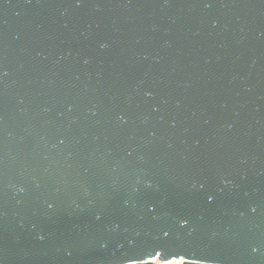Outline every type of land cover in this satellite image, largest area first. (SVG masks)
I'll return each instance as SVG.
<instances>
[{
  "label": "water",
  "instance_id": "water-1",
  "mask_svg": "<svg viewBox=\"0 0 264 264\" xmlns=\"http://www.w3.org/2000/svg\"><path fill=\"white\" fill-rule=\"evenodd\" d=\"M264 264V0H0V264Z\"/></svg>",
  "mask_w": 264,
  "mask_h": 264
},
{
  "label": "snow or ice",
  "instance_id": "snow-or-ice-1",
  "mask_svg": "<svg viewBox=\"0 0 264 264\" xmlns=\"http://www.w3.org/2000/svg\"><path fill=\"white\" fill-rule=\"evenodd\" d=\"M145 264H152V261H147V262H145ZM168 264H190V262L181 259L178 262L177 261H169Z\"/></svg>",
  "mask_w": 264,
  "mask_h": 264
},
{
  "label": "built area",
  "instance_id": "built-area-1",
  "mask_svg": "<svg viewBox=\"0 0 264 264\" xmlns=\"http://www.w3.org/2000/svg\"><path fill=\"white\" fill-rule=\"evenodd\" d=\"M156 262V264H168V262L167 263H165V262H159V261H155ZM178 262V261H177Z\"/></svg>",
  "mask_w": 264,
  "mask_h": 264
}]
</instances>
